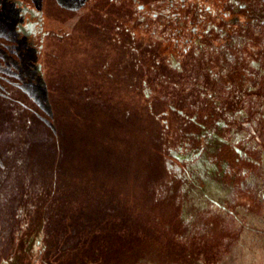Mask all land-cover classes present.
Here are the masks:
<instances>
[{"label":"rangeland","instance_id":"1","mask_svg":"<svg viewBox=\"0 0 264 264\" xmlns=\"http://www.w3.org/2000/svg\"><path fill=\"white\" fill-rule=\"evenodd\" d=\"M5 1H10L17 20L9 21ZM220 1L231 12H239L236 20L219 10L214 17L201 11L197 18L202 25L196 31L175 26L174 34L168 28L171 23H165L172 17L176 23L182 18L191 22L196 12L183 9L176 16L178 12L163 0H138V52L134 53L138 81L127 66L116 83L107 86L100 79L105 73L88 63V53L97 61L101 52L92 34L79 29L73 43L57 48L64 32L54 33L39 47V35L28 36L27 26L23 30L26 21L21 14L26 8L39 12L41 0H35L38 9L32 0H0V39L27 41L14 54L30 67L21 79V91L38 107L44 103V83L35 69L38 60L51 82L59 78L65 83L52 94L56 111L49 119L54 129L35 111L10 116L8 104L0 99V264H45V219L37 207H51L56 196H45L41 189L37 195L23 192L31 180L43 185L40 168L45 165L71 172L84 186H103L104 195L90 196V214L98 210L101 216L105 208L124 199L127 209L138 216V224L150 222L152 237L123 247L121 255L108 247L100 253L103 233L87 236L85 228L75 236L77 244L70 241L45 259L49 264L72 248H79L83 260L73 264H264V0ZM56 2L75 7L84 0ZM116 2L131 0L112 3ZM46 4L49 14H57L54 1ZM218 18L225 23L215 25ZM203 19L210 23L207 29L217 27V37L205 41L199 36L207 25ZM47 22L52 31L58 28L55 16ZM162 37L174 39L162 45ZM174 42L179 48H173ZM56 50L62 55L60 68L73 70L75 76L61 72L58 77ZM157 59L165 65L166 79L150 70ZM91 82L95 94L102 95L100 103L92 104L84 95L87 86L83 85ZM148 97L179 109L185 104L215 117L202 118L203 128L172 113L158 118L165 102H155L151 116L145 105ZM148 147H158L160 158ZM53 192L57 195L59 190ZM97 201L105 203L95 206ZM125 208L117 214H131ZM147 214L149 219L144 217ZM88 249H94L91 257L84 255Z\"/></svg>","mask_w":264,"mask_h":264},{"label":"flooded vegetation","instance_id":"2","mask_svg":"<svg viewBox=\"0 0 264 264\" xmlns=\"http://www.w3.org/2000/svg\"><path fill=\"white\" fill-rule=\"evenodd\" d=\"M55 2V4L58 7L57 14L53 15L52 13L49 14L47 12V0H41L39 12H35V10L26 9L23 8L24 12L21 14L22 18L26 21L25 28L22 27V25H18L20 28L22 27L23 30L26 32V29L28 28L29 33L28 36L30 37H36L38 36V42L40 43V46L44 43L45 39L50 40L52 39V34L55 33V35L64 32L63 35L59 37V40L56 41V47H63L65 42H71L73 43L75 32L79 29L82 31L92 34L93 37L98 40V48H101L100 54H98V60L95 61V55L93 53H88V63L89 66L92 67L96 64L100 70L105 73L102 77H100L101 82L103 85H109L116 83L117 75L125 73V69L127 66L129 68L133 69V72L135 74V80L138 81V55L134 54L138 52V36L136 33H138V0H131L130 3H112L110 0H84L81 4L75 6V7H66L58 4L56 0H52ZM166 2L165 4L168 7H172L176 10L177 15L179 16V11H183V9H187L191 14L196 12V15L193 17L192 15V21H186L185 19H181L180 22L176 23V18L172 17L169 19L165 25L168 23H171L169 30L172 32H175L173 29H175V26L184 27L186 26L189 28L190 31H196L198 26H201V19L197 18L199 17V13L202 11L206 15L210 14V17H214V14L216 11H221L223 14L227 16H231L229 20H236L240 14L239 12H231V8H229V5L226 3H223L224 7L222 8L221 1L220 0H213L204 2V0H163ZM7 3L8 15L11 17L9 21L17 20L15 18V11L10 7V1H5ZM188 2V3H187ZM217 2V3H216ZM35 3V4H34ZM216 3V4H215ZM32 4L34 6L36 5L35 0H32ZM77 4V3H76ZM35 9H38L35 6ZM134 9V13L130 12ZM229 11V12H227ZM212 12V13H211ZM231 12V13H230ZM49 16L54 17L58 21L59 24H57V27L55 31H52L50 29V26L47 24ZM197 18V19H196ZM20 20V18L18 19ZM157 25H159L160 19L157 18ZM198 20V22H196ZM205 21V22H204ZM101 22H104L103 24ZM187 22V23H186ZM203 25L207 23L206 29H204V32L199 34V36L203 40H208L209 37H217V31L216 26H212L211 29H207L208 26H210L209 21L203 19ZM225 23V19H216V23L220 25ZM200 23V25H199ZM164 25V26H165ZM214 25V24H213ZM27 26V28H26ZM167 28V29H168ZM134 30V35H132L131 30ZM201 29V28H200ZM174 38H163L162 37V45L164 43H167L169 41H173ZM156 40V39H155ZM5 41L0 39V50L3 53V56L0 57V99L1 101H5L9 106V114L10 116H14L15 118L19 117L22 114H26L30 111H35V115L37 113V116L39 119L44 121V123L47 125V123L51 124L53 121H50L49 118H54V113L56 111V106L53 103L52 100V94L57 89L59 90L64 87V82H62L58 77L60 75L68 74L75 76V72L73 70L69 71H63L62 68H60V61L62 60L61 53L56 50V56L58 58L56 63V69L58 79L54 82L50 81V73L46 72L43 73V68H41V61L38 60V63H36V71L39 74V77H41L43 83H44V89L46 92V97L44 100V103L41 105V107H38L34 102H32L21 90V79L24 78L29 72L30 67H26L25 63L21 62L18 57H16L15 51L18 46H24L23 42H27L24 39L22 41L15 40L14 42H7L4 44ZM157 43L152 41V45H156ZM157 46V45H156ZM157 48V47H156ZM173 48H179L177 46V42L173 43ZM181 48V47H180ZM168 55V54H167ZM134 56V58H133ZM210 57V56H209ZM40 59V57H39ZM209 60H214V58H208ZM71 60V58H70ZM160 59H157L154 62V66L150 68V70H157V72H160V75L166 79V70L165 65L162 64V61H159ZM159 61V62H158ZM157 62V63H156ZM89 67V68H90ZM42 69V70H41ZM63 72V73H61ZM55 74V72H54ZM121 80V78H118ZM73 80V79H71ZM125 83V81H124ZM68 84V83H67ZM84 86H87L86 88ZM84 89L83 91L86 92L87 97H89V101L92 104L100 103L102 101V95L101 94H95V92L92 89V82L89 83V85H83ZM82 87V88H83ZM90 87V88H89ZM57 90V91H58ZM147 102L145 105H147V109L151 110V116H154V107L156 103L165 102L166 106L165 109L162 108L160 115H158V118H163L169 114H175L178 118H184L185 120L190 121L189 124L198 125L201 128L204 127V124L202 123V118H214L215 115L213 113H207V114H201V112L198 110L192 111L189 106L182 104V107L176 108L174 106H170L168 101L164 100H154L150 99L149 97L146 98ZM156 102V103H155ZM10 109H13V113L10 112ZM74 110V108H71ZM196 113L194 117L192 114ZM191 114V115H190ZM196 118V119H195ZM54 124V123H53ZM49 126V125H47ZM54 126V125H53ZM152 126L149 128L147 135L150 136L152 133ZM167 130L170 128L169 125L165 127ZM171 140V139H170ZM169 141H164V143L167 142V144H170ZM15 148V147H14ZM148 152L152 154L153 156H156L157 158H160L161 153L159 151L158 147H148ZM235 155H238V150L234 151ZM236 166L235 163H233L232 167ZM156 174V170H154L153 174ZM155 180V177H154ZM153 181V177H152ZM217 188H221L220 185L215 183ZM124 200V199H123ZM123 216H127V213H123ZM136 215V214H135ZM130 216V215H129ZM138 227V223H137ZM136 227V228H137ZM43 237V244L46 245L47 241V235L42 233ZM125 247V246H124ZM79 260V263L82 262V258H76ZM76 259H67L65 257H62L60 260L55 261V264H73ZM45 264H49L46 262V260H42Z\"/></svg>","mask_w":264,"mask_h":264},{"label":"trees","instance_id":"3","mask_svg":"<svg viewBox=\"0 0 264 264\" xmlns=\"http://www.w3.org/2000/svg\"><path fill=\"white\" fill-rule=\"evenodd\" d=\"M4 44H6V42H4ZM40 121L44 123L42 119ZM47 125L46 126L50 129H54L53 122L51 124L47 123ZM21 147L22 146L19 145V148ZM14 152L16 155L18 152L25 153L24 151ZM40 177L43 178L41 180L43 185H38L31 180L28 183V188L23 192L28 195L34 193L37 195V190L41 189L45 196L49 195L52 199L53 196H56L55 203H53L51 207L46 208L41 204L37 207L38 212H41L40 209L43 210L42 215H44L43 217L45 219L43 227L47 235V241L46 252L43 256L44 260L51 258L57 251H60L64 245L70 243V241H74L72 242L73 245L75 243L77 244L78 240H75V236L85 228V234H87V236L93 232L98 234L103 233L102 239H100V241H102V248L99 250L100 253L103 251V248L106 249L108 247L113 250L114 254L118 253L121 255L124 246L128 249L131 248V245L134 243L139 245L152 239L149 229L150 222L147 224L142 222V225L139 223L137 227L138 216L135 215L136 213H134L132 209H127V202H124V200H117L115 202L117 206L111 204L109 209L105 208L101 216L98 215L100 213L98 210L96 214H90V196H93V194L104 195L103 186H84L79 179H75V176L71 172H59L55 169L48 168L47 165L40 168ZM53 189H58L60 194L54 195L55 192H53ZM111 193L114 194V192ZM120 194L123 195L124 192H120ZM61 198L62 201L59 203L58 200H61ZM101 203L102 204H99V201H97L95 206L104 205L105 202ZM123 207H126L125 209L131 213L129 214L130 216H119V214H117V210ZM94 215H98V217L94 218ZM146 216L149 219L150 216L147 214L144 217ZM92 218H94V222L89 224ZM101 229L102 231H100ZM138 229L140 230L138 231ZM85 239L86 237H84L83 243H85ZM93 250L91 251L88 249V253L86 252L84 255L91 257L92 253H94ZM78 251H80L79 248H72L64 257L67 259L79 258Z\"/></svg>","mask_w":264,"mask_h":264}]
</instances>
